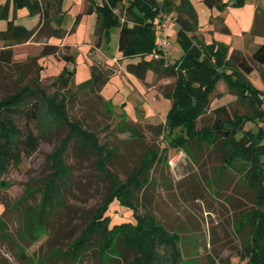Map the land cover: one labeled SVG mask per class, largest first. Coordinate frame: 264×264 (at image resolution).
Here are the masks:
<instances>
[{
    "label": "rangeland",
    "instance_id": "rangeland-1",
    "mask_svg": "<svg viewBox=\"0 0 264 264\" xmlns=\"http://www.w3.org/2000/svg\"><path fill=\"white\" fill-rule=\"evenodd\" d=\"M250 1L241 6L229 4L225 6L229 7L226 11L237 15L244 7V11L251 12ZM4 2L0 0V5ZM74 2L62 0L63 35H50L51 28L56 27L54 18L40 29L37 15H31L27 7L15 8L10 4V16L37 31L30 39L11 46L10 62L0 59V98L26 85L42 88L48 98L55 93L64 96L70 119L94 132L99 144L113 150L107 167L121 180L131 175L146 154L158 150L163 159L150 171L151 182L138 194L137 211L151 212L170 231L179 233L184 264H246L241 252L252 228L250 225L242 227L241 222L254 204L252 192L235 171L222 169L221 153L207 143L190 141L177 163L167 164L169 156L183 150L168 147L169 136L164 128L171 107V100L164 93L173 89L175 77L160 70H149L144 80L130 74L126 69L129 60L118 51V28L112 29L109 41L104 38L98 46L94 32L96 12L87 13L76 22L79 9ZM127 4L125 0L123 5ZM195 7L199 22L196 36L203 43L223 42L232 50L244 47V42L249 40L242 38L238 30L231 35L209 33V21L218 14V7L211 9L202 0L196 1ZM117 12L124 14L122 5ZM155 21L157 24L159 18ZM5 27L6 21L0 19V29ZM177 29L178 25L173 22L166 30L169 44L164 54L169 62L183 54ZM161 37L158 29L156 40ZM46 44L58 45V52L42 55ZM7 48L0 39V51ZM246 49L250 52L244 56L256 67L249 77L255 87L264 90L261 73L264 64H255L250 59L251 48ZM65 54H73L75 61L66 62ZM93 64L109 75L101 90L102 96L90 90H78L77 84L90 78ZM65 66L74 70V81L61 89L55 81ZM37 96L42 99L40 94ZM211 97L209 109L197 122L198 129L213 122L216 117L213 110L218 106L224 105L230 114L250 112L249 103L238 100L224 81L218 83ZM44 101L50 106L47 98ZM47 106L40 121L31 123L41 138L38 150L24 155L21 164L0 176V264H70L63 252L80 234L110 188L109 178L97 168V154L80 149L72 141L65 156L71 175L63 183L64 203L48 214L45 228L37 225L43 185L51 172L50 155L68 131L65 126L53 123ZM24 123L21 121L20 125ZM248 126L255 125L248 123ZM109 214L113 223L134 220L133 211L122 208L117 202L112 204ZM120 250L122 253L115 264H125L135 254L125 246ZM78 264L103 263L92 251Z\"/></svg>",
    "mask_w": 264,
    "mask_h": 264
},
{
    "label": "trees",
    "instance_id": "trees-1",
    "mask_svg": "<svg viewBox=\"0 0 264 264\" xmlns=\"http://www.w3.org/2000/svg\"><path fill=\"white\" fill-rule=\"evenodd\" d=\"M124 1L90 2L88 13L96 12L97 16L94 30L98 36L97 45L100 46L104 38L109 41L112 29L117 27L118 51L129 60L126 69L130 74L144 80L149 70H160L175 77L173 89L164 93L171 100L164 124L166 136H169L168 147L183 149L180 151L184 152L192 140L207 143L221 153L222 169L235 171L244 180L246 188L253 194L254 204L241 222L242 227L250 225L252 228L243 244L241 259L246 264H264V90L255 87L249 77L256 69L255 65L241 51L233 50L231 53L223 42L203 43L197 39L198 14L192 0H180L179 4H173L171 0H127L125 6ZM204 1L208 6L221 10L229 4H245V0L230 3ZM11 3L15 8L27 7L31 15H37L40 29L54 18L57 25L51 28L50 35L65 33L63 17L59 14L62 12V0H6L0 5V19L6 21V27L0 29V39L8 48L0 51L1 60L10 62L13 56L11 46L30 39L37 31L10 16ZM119 5L124 9L123 15L117 12ZM171 12H175L174 21L179 27L177 38L183 49V54L173 62L166 60L164 50L156 49L158 23L155 20L163 13ZM79 19L78 14L75 21ZM224 31L229 30L225 27ZM58 50V45L46 44L42 55L55 54ZM155 52L160 54L159 58H154ZM64 59L74 62L75 56L65 54ZM250 59L255 64H264V38ZM90 71V78L77 84L78 90H90L102 96L101 90L109 75L96 64ZM261 73L264 75V70ZM74 75V70L65 66L55 85L61 89L68 87L74 81ZM220 81L225 82L238 100L249 103L250 112L230 114L224 105L218 106L213 110L216 116L213 122L198 129L197 122L209 109L211 95ZM46 98L50 106L45 105ZM66 105V98L60 97L59 93L48 98L42 88L33 89L29 85L0 98V176L12 166L21 164L24 155L38 150L41 138L31 123L40 121L47 106L53 123L65 126L68 131L50 155L51 172L43 185V196L36 213L37 225L45 228L48 214L64 203L63 183L71 175V166L65 156L72 141L80 149L97 154V168L110 180L109 191L80 234L63 252L70 264L81 263L92 251L103 264H115L122 253V246L135 251L125 264H184L179 233L170 231L151 212L137 211L138 194L151 182L150 171L163 159L161 153L154 150L146 154L131 175L124 180L119 179L107 167L113 150L106 144H99L94 132L72 121ZM21 121H25L24 126L20 125ZM248 123L255 126L247 127ZM168 147L164 148L165 151ZM171 156L167 159L168 165ZM115 202L132 210L134 220L113 223L109 211Z\"/></svg>",
    "mask_w": 264,
    "mask_h": 264
},
{
    "label": "crops",
    "instance_id": "crops-1",
    "mask_svg": "<svg viewBox=\"0 0 264 264\" xmlns=\"http://www.w3.org/2000/svg\"><path fill=\"white\" fill-rule=\"evenodd\" d=\"M91 1H93V0H75L74 3L76 5L78 3V9H79L78 14L80 15V17L88 13V7H89V4ZM94 1L96 3H99L96 0H94ZM196 1H200V0H192L194 7H195ZM202 1H204V0H202ZM222 1L223 2H230L232 0H222ZM251 1L253 4L252 5L253 8L251 9V12L250 11L249 12L244 11L243 10L244 7H241V9L238 10V14L235 15L232 13V11H226L229 7L225 8L224 10H221L218 8V14L215 17H213L214 19H210V21H209L211 24V26L209 28V33H211V34H213L214 32H219V33H224L225 35H231L235 30H238V31L242 32V34H243L242 38H244L246 40L249 39L248 41L244 42V45H243L244 47L240 46V47L234 48L232 50L229 49V51L231 53L233 50H239L243 54L249 53L250 51H248V49H246V48H251V50H252L251 52H254L255 49L260 45V43L262 42V40L264 38V0H251ZM171 2L173 4H179L180 0H171ZM247 2H248V0H245V3H247ZM75 4H73V5H75ZM195 9H196V7H195ZM211 9H213V7H211ZM62 12H63V10H62ZM62 12L59 14H61L62 17L64 18V14ZM244 12H245V15H244ZM77 15H76V17H77ZM171 15L174 17L175 12H171ZM96 18H97V16H96ZM96 18H95V23H96ZM38 19H39V17H38ZM38 19H37L36 23L38 22ZM75 20H76V18H75ZM173 22L175 23V21L172 20L170 25L168 26V28L172 25ZM225 27L229 30L228 32L224 31ZM62 28H64L63 25H62ZM178 29H179V27H178ZM178 29L176 31H178ZM112 32H113V30H112ZM249 36H250V38H248Z\"/></svg>",
    "mask_w": 264,
    "mask_h": 264
},
{
    "label": "built area",
    "instance_id": "built-area-1",
    "mask_svg": "<svg viewBox=\"0 0 264 264\" xmlns=\"http://www.w3.org/2000/svg\"><path fill=\"white\" fill-rule=\"evenodd\" d=\"M174 20V17L171 14L163 13L159 18V22L157 25V30L159 29L162 32V37L160 40H157L156 49L164 50L165 47L169 44L168 36L166 35V29L170 25L171 21ZM160 54L158 52L154 53V58H159ZM184 155L183 151L178 152L177 154L171 156L169 159V165L174 166L178 159Z\"/></svg>",
    "mask_w": 264,
    "mask_h": 264
}]
</instances>
